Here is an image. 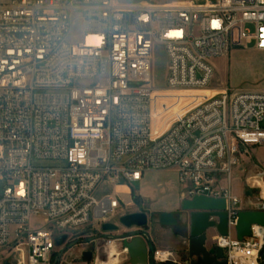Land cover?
<instances>
[{
	"label": "built area",
	"instance_id": "1",
	"mask_svg": "<svg viewBox=\"0 0 264 264\" xmlns=\"http://www.w3.org/2000/svg\"><path fill=\"white\" fill-rule=\"evenodd\" d=\"M79 23L81 39L69 42ZM155 45L169 58L167 91L208 92L212 60L264 52V0H0V250L12 245L19 264H56L59 238L103 231L136 204L132 185L161 170L178 172L183 201L226 199L229 234L216 247L228 264H261L264 228L237 239L232 181L242 149L264 146V91L209 95L155 133ZM102 184L114 189L97 199ZM94 250L98 264L107 251ZM151 250L154 264L174 260Z\"/></svg>",
	"mask_w": 264,
	"mask_h": 264
},
{
	"label": "rangeland",
	"instance_id": "2",
	"mask_svg": "<svg viewBox=\"0 0 264 264\" xmlns=\"http://www.w3.org/2000/svg\"><path fill=\"white\" fill-rule=\"evenodd\" d=\"M193 2L194 0H116L120 4H174ZM82 36V25L79 23L73 28L69 36V42H77ZM214 66V65H213ZM169 58L165 48L161 45H155L152 58L153 71V86L156 89L154 94V132L161 133L165 127L170 125V121L181 115L188 106L196 105L202 102L207 96L211 95L207 91H167ZM229 83L231 89L243 90H263L264 91V54L258 52L253 45L248 49H232L226 59H221L218 66L214 67V77L211 86L218 82L220 86L225 82ZM214 82V83H213ZM264 128V123L262 124ZM166 129V128H165ZM164 129V130H165ZM55 161L49 160H34L33 165L37 168L52 167L57 165ZM4 184L0 183V194L2 193ZM114 189L111 184L100 185L95 196L101 199L107 194H110ZM133 194L139 196L133 206L127 208L124 212L118 215L113 223L120 226L118 232H103L96 227H85L81 229L75 236L70 238L62 247H56L57 255L52 261L58 263L60 259L65 260V252L71 251L70 255L77 256L74 261L76 264H84L82 257L83 253L95 249L107 251L102 253L101 260L98 262H108L109 250L106 245L117 246L119 251L118 264H131V259L126 254L123 246V237L134 233L146 234L149 231L148 238L155 240L161 238L165 241L170 239L169 236L161 235L159 232L160 215L163 213H174L179 219V223L187 222L185 212L182 208L181 192L184 190L180 183L179 175L176 170H161L147 172L143 182L134 183L132 185ZM134 213H146L149 217V224L144 228L127 229L120 223L123 216ZM41 224H49L45 219H34ZM180 223V224H181ZM178 224V227H180ZM174 228V227H173ZM169 227V231L174 230ZM127 232V233H126ZM109 242H113L107 244ZM95 251V250H94ZM111 261V260H110ZM0 264H19L18 256L13 252L12 245L0 250ZM27 264V261L24 263ZM151 264V263H150Z\"/></svg>",
	"mask_w": 264,
	"mask_h": 264
},
{
	"label": "water",
	"instance_id": "3",
	"mask_svg": "<svg viewBox=\"0 0 264 264\" xmlns=\"http://www.w3.org/2000/svg\"><path fill=\"white\" fill-rule=\"evenodd\" d=\"M182 208L190 215V241L189 259L191 264H228L224 259V251L218 247L207 246L209 231L214 229L220 236H228V213L227 201L224 198H213L206 196H195L193 199H186ZM159 222L164 227H175L179 219L174 213H163ZM121 225L127 229L144 228L149 224V217L146 213H134L121 217ZM253 226L264 228V211H241L236 226V237L242 241L252 236ZM104 232H118L120 226L115 223H105L102 226ZM67 236L59 238L56 243L58 247L64 245ZM149 243L143 236L127 235L123 237V246L130 256L131 264H150L152 250ZM93 250L83 253L82 260L85 264H91ZM261 264H264V248L260 253Z\"/></svg>",
	"mask_w": 264,
	"mask_h": 264
},
{
	"label": "crops",
	"instance_id": "4",
	"mask_svg": "<svg viewBox=\"0 0 264 264\" xmlns=\"http://www.w3.org/2000/svg\"><path fill=\"white\" fill-rule=\"evenodd\" d=\"M203 0H194L193 3H201ZM261 52V51H258ZM264 54V52H261ZM218 58L212 60V65L218 66L221 59ZM214 83V82H213ZM229 83L226 81L224 85L220 86L218 82L214 85H210L208 93L211 95H217L227 89H229ZM264 146H257L251 148L242 149V164L236 168L233 175L232 181V192L240 200L241 211H253L257 210L260 201L264 200ZM146 175V174H145ZM145 175L143 181L145 179ZM142 181V182H143ZM133 190L131 189V192ZM181 201H183L182 195H180ZM187 222H180V227L175 226L172 231H169V227H164L160 224L159 232L161 235L169 236L170 239L165 241L161 238L150 240L148 238L149 231L146 233L145 239L150 244V249L168 250L174 254V260L167 264H191L188 251H189V224L190 215H186ZM127 233V232H126ZM207 246L209 248L216 247V239L219 236L217 231L212 229L209 231ZM71 251L65 252L64 264H76L74 261L78 258L77 256L70 255ZM151 264H154L151 261Z\"/></svg>",
	"mask_w": 264,
	"mask_h": 264
},
{
	"label": "bare ground",
	"instance_id": "5",
	"mask_svg": "<svg viewBox=\"0 0 264 264\" xmlns=\"http://www.w3.org/2000/svg\"><path fill=\"white\" fill-rule=\"evenodd\" d=\"M124 191H127V190H124ZM113 244V243H112ZM107 246V248H108V250H109V258H110V260L108 261V262H102V264H118V262H119V258L118 257H120L119 255V251H118V248H117V246H112V247H110L109 245H106Z\"/></svg>",
	"mask_w": 264,
	"mask_h": 264
},
{
	"label": "trees",
	"instance_id": "6",
	"mask_svg": "<svg viewBox=\"0 0 264 264\" xmlns=\"http://www.w3.org/2000/svg\"><path fill=\"white\" fill-rule=\"evenodd\" d=\"M139 196H137V195H134V200L136 201V199L138 198Z\"/></svg>",
	"mask_w": 264,
	"mask_h": 264
},
{
	"label": "flooded vegetation",
	"instance_id": "7",
	"mask_svg": "<svg viewBox=\"0 0 264 264\" xmlns=\"http://www.w3.org/2000/svg\"><path fill=\"white\" fill-rule=\"evenodd\" d=\"M188 230H189V233H190V227H189V229H188Z\"/></svg>",
	"mask_w": 264,
	"mask_h": 264
}]
</instances>
